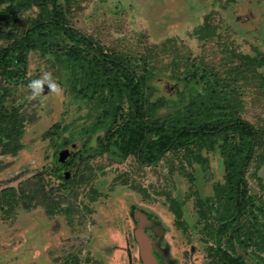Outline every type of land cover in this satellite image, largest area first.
<instances>
[{
	"label": "rangeland",
	"instance_id": "obj_1",
	"mask_svg": "<svg viewBox=\"0 0 264 264\" xmlns=\"http://www.w3.org/2000/svg\"><path fill=\"white\" fill-rule=\"evenodd\" d=\"M19 1L0 0V13L10 8L0 18V51L12 43L5 34L20 39L40 18L35 5L17 11ZM42 1L81 36L127 55L141 74L146 68L161 118L188 102L198 86L189 75L204 70L212 92L223 88L220 112L228 107L256 131L245 178L264 208V0ZM44 33L52 50L28 52L25 80L0 78L5 106L22 120L21 148L4 153L0 146V195L18 191L0 197V264H208L213 241L205 224L214 221L200 210L225 181L221 143L202 150L200 161L189 158L191 150L169 152L149 166L113 150L93 153L104 127L87 130L99 107L78 100L75 79L57 62L73 44L59 30ZM69 132L74 138L61 148ZM81 147L86 152L73 160Z\"/></svg>",
	"mask_w": 264,
	"mask_h": 264
},
{
	"label": "trees",
	"instance_id": "obj_2",
	"mask_svg": "<svg viewBox=\"0 0 264 264\" xmlns=\"http://www.w3.org/2000/svg\"><path fill=\"white\" fill-rule=\"evenodd\" d=\"M33 5L38 7L41 19L34 21L20 39L14 33L4 35L13 39L9 50L0 51L1 80L13 85L22 83L28 52L46 47L52 50L46 42H41V36L46 35L44 31L59 30L73 45L61 49L57 62L75 79L78 100L99 107L94 123L87 130L90 136L96 127H104L102 134L96 132L97 148L94 146L93 153L113 150L122 159L133 156L141 165L149 166L169 152L191 150L189 158L200 161L202 150H211L220 142L225 181L215 188L212 202L205 200L207 210H200V217L207 218L210 214L214 221L205 224L213 241L206 248L208 264H264V208L248 194L245 178L256 131L246 120L230 115L228 107L220 112L223 88L212 92L204 70L199 75L194 72L189 79L195 80L198 86L191 90L188 102L175 114L161 118L158 116L161 104L150 100L146 68L141 69V74L136 70L138 63L127 55L108 50L91 37L81 36L67 26L68 21L56 7L48 10L46 1L20 0L17 11ZM9 10L5 8L0 18ZM6 95V91L0 93V146L4 153H14L21 148L22 120L17 111L5 106ZM54 128L48 131L47 137L57 134ZM67 137L59 144L61 148H66L74 135ZM84 152L81 147L79 155L72 159L81 158ZM61 172L57 166L58 175L66 179L67 174ZM6 192L18 196L17 189L9 188L3 195ZM249 250L251 255L247 258Z\"/></svg>",
	"mask_w": 264,
	"mask_h": 264
},
{
	"label": "clouds",
	"instance_id": "obj_3",
	"mask_svg": "<svg viewBox=\"0 0 264 264\" xmlns=\"http://www.w3.org/2000/svg\"><path fill=\"white\" fill-rule=\"evenodd\" d=\"M28 87L33 89V95H35L36 94V91L38 90V89H36V81L30 82L29 85H28ZM55 90L56 91H59V89H55Z\"/></svg>",
	"mask_w": 264,
	"mask_h": 264
}]
</instances>
